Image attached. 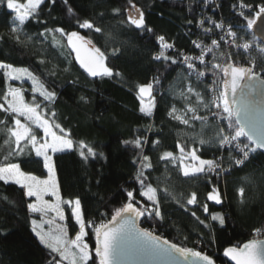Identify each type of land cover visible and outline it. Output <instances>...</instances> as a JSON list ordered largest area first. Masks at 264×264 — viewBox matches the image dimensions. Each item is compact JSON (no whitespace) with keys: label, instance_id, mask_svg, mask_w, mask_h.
<instances>
[{"label":"trees","instance_id":"trees-1","mask_svg":"<svg viewBox=\"0 0 264 264\" xmlns=\"http://www.w3.org/2000/svg\"><path fill=\"white\" fill-rule=\"evenodd\" d=\"M133 2L145 13L146 24L153 29V33L141 32L134 26L127 25L124 9L129 7L128 0H69L74 9V15L71 17L63 0H56L49 15L46 0L41 6L39 17L45 23L28 21L24 31L32 39L28 41L26 36L22 35L21 40L25 43H17L11 38L9 21L14 13L6 6L0 7V61L16 67H27L40 76L45 86L57 93V98L51 106L56 112V121L70 133L74 141L84 140L94 146L98 153H104V157H89L87 161L83 160L76 150L53 154L61 196L64 199L79 198L86 221L94 220L99 223L101 219H110L114 209L127 201L125 188H135L136 198L141 203H150L139 196V185L133 179L137 166L133 160L139 150L122 143L136 136L146 137L143 154L149 156L153 168L146 169L145 174L149 175L148 183L158 189L157 196L165 219L161 222L141 217L140 225L172 243L209 255L216 264H231L223 255L224 249L246 243L255 229L264 226V154L258 152L243 166H232L230 171L221 173L219 178L215 174L212 175V183L217 186L221 195V204L207 200V192L211 190L212 185L207 183L205 177L185 178L179 170V161L177 166H173L168 161L159 160L164 151H172L174 155L179 156V150L176 148L179 142L182 145L201 147L198 152L201 158L221 156L223 167H229L227 147L221 150L217 147L200 146L190 139V136L201 132L199 121H192V126L189 127L168 115L173 106L176 107L177 114H185L186 102L179 93L186 91L189 83L196 86V90L205 95L206 100L209 99L207 86L214 78L211 72H207L202 82L197 83L195 76H188V69L179 62L181 57L178 51L198 52L192 41L210 44L211 39L196 27L202 0ZM246 2L255 5L261 0ZM236 3L238 0H219L214 15L222 16L228 25L232 26L237 33L238 44L247 42L250 48L245 51L225 45L222 41L219 52H223L224 56L220 57L217 52L216 62L227 63V57L231 54L233 63H239L240 66L253 61L257 71L264 77V52L259 50L264 45L254 35L252 28L246 27V21L235 14L233 5ZM114 8H120L121 12L113 14ZM208 10L210 11V6ZM248 15L254 18L251 12H248ZM77 19L93 20L96 26L103 29V34L79 29ZM122 20L125 21L124 24L120 23ZM189 20L193 23L189 24ZM44 27L77 30L86 38L92 39L93 43L105 52V63L113 69L114 75L103 78L89 77L76 62L75 54L70 48L53 46L50 35L47 39L37 36ZM158 35L165 36L175 46L166 54L175 57L178 63L172 65L170 61L167 62L170 67L168 71H165L163 60L152 59L159 51L156 40ZM56 36L60 38L59 34ZM240 37L244 39L241 40ZM60 39L64 45L67 44L66 39ZM114 49L119 50L115 55L112 54ZM41 59L44 63H40ZM211 60L212 54L209 53L206 61ZM200 66L204 68L203 65ZM117 72L120 75H115ZM161 73V83L155 85V107L150 115H144L139 111L137 85L146 84ZM220 75L222 76V73ZM10 83L15 86L22 84L27 90L25 98L29 100L32 97L31 86L27 80ZM3 89V74L0 71V94ZM188 95L190 101L195 104L196 97ZM81 96L85 97V100H81ZM38 99L42 100V97ZM197 114L208 113L207 110H199ZM4 118V114L0 113V119ZM214 123L217 122L210 118L209 124ZM203 131L207 139L214 134L215 129L209 126ZM4 138L0 135V145L3 144ZM155 140L160 143L154 148L152 142ZM4 154V150H0V158ZM22 159L25 161L22 164L23 170L31 171L42 178L46 177L47 172L43 169L42 161L37 162L38 158L34 153ZM165 188L175 194L179 203L165 194ZM241 188L244 190L243 196L238 192ZM193 191L197 193L198 203L187 205L186 199ZM28 202L30 201L23 196V191L18 185L0 182V264H49L50 250L39 242L32 231L31 219L36 216L28 212ZM204 204L208 205V213L204 212ZM63 207L66 217L64 223L69 236L73 237L79 228L71 217V209ZM101 212L106 215L101 217ZM192 212H195L196 216H193ZM217 212L225 218L223 225L210 220V214ZM200 220H205L210 227L206 228L200 224ZM86 231L88 235L85 239L93 250V260L89 264H98V261H95L93 229L87 228Z\"/></svg>","mask_w":264,"mask_h":264},{"label":"snow or ice","instance_id":"snow-or-ice-1","mask_svg":"<svg viewBox=\"0 0 264 264\" xmlns=\"http://www.w3.org/2000/svg\"><path fill=\"white\" fill-rule=\"evenodd\" d=\"M47 2L50 15L51 7L56 4V0H47ZM45 3L46 0H25L24 3H19L18 0H0V7L6 6L10 12L15 13L9 21L12 39L17 43H25L21 40V36L24 35L28 41H31L32 37L24 31V26L30 20L38 24L45 23L39 19L42 11L41 6ZM202 3L204 7H207L213 4L214 0H202ZM63 4L67 7L69 16L74 15V9L69 0H63ZM128 5L129 7L124 9L127 25L134 26L141 32L153 33V29L146 24L145 13L141 8L133 0H128ZM233 10L237 16L246 21V27L251 29L255 20L249 17L248 12H251L253 17L264 16V0L255 5L247 3L246 0H238V3L233 5ZM112 12L119 14L121 9L114 8ZM206 20L213 27H204L205 19L197 20L196 27L200 28L204 34L212 33L215 29L224 32V35H220L219 39L212 38L210 44L192 41L195 48L200 49L199 55H188L183 50H179L178 55L182 58L179 62L188 69V76H195L197 83L202 82L207 72H211L214 78L212 83L207 86L209 99L206 100L205 95L197 91L196 86L189 83L186 91L179 93V96L186 102L185 114H177V109L173 106L168 115L189 127L192 126V121H199L201 132L190 136V139L200 146L217 147L221 150L227 147L229 167H223L221 156L204 159L198 155L201 147H192L190 144L182 145L179 142L176 144L179 156L174 155L172 151H164L159 156V160L168 161L173 166H177V161H179V170L185 178L205 177L207 183L212 185L211 190L207 192V200L221 204V195L217 186L212 183V175L215 174L219 178L221 173L230 171L232 166H243L258 152L264 154V120L258 119L254 101L251 99V93L255 88V84L252 82L258 78L254 70V62L249 61L251 66H240L239 63H233L231 54L227 57V63L216 62L221 41L225 45L231 44L232 47L242 48L245 51L250 48V44L247 42L237 44V33L230 24L226 28L223 22H217L211 17H207ZM76 23L79 29L103 34V29L96 26L93 20L84 19L81 21L77 19ZM120 23L124 24L125 21L122 20ZM188 23L191 24L193 21L189 20ZM56 34H59L60 38L66 39L67 44L64 45L62 39L58 38ZM49 35L52 37L53 46L70 48L71 52L75 53L76 62L89 77L103 78L114 75L113 69L105 63V52L97 47L92 39L81 35L80 31H66L64 27H44L37 34L38 37L45 39ZM226 37L230 39H226ZM240 39L244 38L240 37ZM156 40L159 51L153 55L152 59L163 60L165 71H168L170 67L167 62L170 61L172 65L178 63L175 57L166 54L169 49L174 48V44L167 42L163 35H158ZM259 50L264 52V47H260ZM118 51V49H114L112 54L115 55ZM209 53L212 54V60L206 61V56ZM219 55L223 57L224 53L219 52ZM196 61L204 68L198 69ZM40 63H44V60L41 59ZM0 71H2L4 81V89L0 94V113H3L5 117L0 119V135L5 137L3 144L0 145V150L5 152L0 158V182L18 185L23 191V196L30 201L26 205L28 212L40 214L39 220L31 219L32 231L39 242L50 250L49 264H65V262L66 264H89L93 260L91 255L93 250L90 249L89 243L85 239L88 235L87 228L93 229L95 261H98V264H126L127 261L139 258H167L173 264H214L213 259L201 251L179 246L155 235L149 229L139 227L137 221L141 217L161 222L165 219L161 210V202L157 196L158 189L148 183L149 175L145 174L146 169L153 168L149 156L143 154L144 145L147 143L146 137L136 136L134 139L124 140L122 143L132 145L139 150L137 157L133 160V163L137 165L133 179L139 185V196L150 203H141L136 198L135 188L132 190L125 188L127 201L121 207L114 209L110 219H101L99 223L94 220L86 221L81 210V200L79 198L64 199L61 196L56 181L53 154L76 150L79 156L87 161L89 157H104V153H98L94 146L84 140L74 141L70 133L56 121V112L51 106L57 98V93L54 90H49L40 76L34 74L27 67H16L3 61H0ZM115 75L120 74L117 72ZM162 76L163 73L146 84L137 85L136 98L140 102L139 111L144 115H150L155 107V85L161 83ZM245 79L249 83L241 88L240 82ZM25 80L31 82V100L25 98L27 90L22 84L15 86L10 83L11 81ZM261 82L264 83V81ZM238 88H241L239 100L236 99ZM188 94L196 97L195 104L190 101ZM38 97H42V100H39ZM80 99L85 100V97L81 96ZM199 110H207L208 114L199 115L197 114ZM189 113L190 116L187 115ZM210 118L217 123L210 125ZM209 126L213 127L215 132L206 139L203 130ZM152 143L155 148L160 141L155 140ZM33 153L38 158L37 162L42 161L43 169L47 171L46 178L42 179L31 171L23 170L22 164L25 161L22 158L31 156ZM14 160L18 162H13ZM164 192L167 196L177 200L175 194L169 189L165 188ZM238 192L243 196V188L238 189ZM45 197L52 199H45ZM177 202L179 203V200ZM197 203V193L193 191L187 197L186 204ZM63 206L71 209V217L75 225H78L79 230L75 232L74 238H69L67 227L63 223L52 227L57 220L65 221ZM203 209L205 213H208L207 204L203 205ZM100 215L104 217L106 214L101 212ZM192 215L196 216V213L192 212ZM46 216L49 218L45 219ZM210 220L218 221L220 225L225 223L224 216L218 212L210 214ZM199 222L206 228L210 227V224L205 220ZM45 224L49 226L47 229L44 228ZM254 231L258 235L261 233L260 228ZM223 255L234 264H264V240L254 238L240 246L226 247Z\"/></svg>","mask_w":264,"mask_h":264},{"label":"water","instance_id":"water-1","mask_svg":"<svg viewBox=\"0 0 264 264\" xmlns=\"http://www.w3.org/2000/svg\"><path fill=\"white\" fill-rule=\"evenodd\" d=\"M254 24L252 26V31L254 35L260 40V42L264 45V16L261 17H254ZM75 54V53H74ZM258 78L253 81L252 83L255 84V88L253 89L251 93V99L254 101V107L256 111V115L258 119L264 120V83L261 81H264V78L257 73ZM241 88L244 87L245 84L249 83L246 79L241 81ZM241 88L237 89L236 99H240L241 94ZM231 98V96H230ZM139 227L144 228L140 225L139 220L137 221ZM264 228V226H263ZM151 231V230H150ZM155 235H159L155 232H153ZM161 236V235H159ZM163 239V236H161ZM251 240V239H250ZM264 240V238L262 239ZM248 242V241H247ZM246 242V243H247ZM231 264H234L233 261H231L229 258L225 257ZM126 264H173L172 261H170L167 258H139V259H133L130 261H127ZM214 264H216L214 262Z\"/></svg>","mask_w":264,"mask_h":264},{"label":"built area","instance_id":"built-area-1","mask_svg":"<svg viewBox=\"0 0 264 264\" xmlns=\"http://www.w3.org/2000/svg\"><path fill=\"white\" fill-rule=\"evenodd\" d=\"M218 1L219 0H214V3L213 4H211V5H209L210 6V11L208 10L209 9V6H207V7H204L203 5L201 6V9H200V11H199V16H200V18L199 19H205V24H204V27H213L211 24H208L207 23V20H206V18L207 17H211L212 19H214V20H217V22H223L224 24H225V27L227 28V26H228V23H227V21L226 20H224L223 19V17L222 16H220V15H218V16H215L214 15V11H215V9L216 8H218ZM198 30L200 31V32H202V30L200 29V28H198ZM203 33V32H202ZM204 34V33H203ZM207 38H210V39H212V38H216V39H219V36L220 35H224V32H221L220 30H213V32L212 33H209V34H204ZM226 39H230V38H228V37H226ZM166 41L167 42H169V43H173L172 41H169V40H167L166 39ZM222 42V41H221ZM220 42V43H221ZM237 43V42H236ZM238 44V43H237ZM194 45V44H193ZM229 46H231V44H229ZM195 47V46H194ZM174 48H175V46H174ZM173 48V49H174ZM234 48H236V47H234ZM173 49H169V50H173ZM197 49V48H196ZM186 54H188V55H193V56H196V55H199L200 54V52H199V49H197V51L198 52H196V51H187V50H183ZM182 59V58H181ZM196 63V65H197V68L198 69H202V67L200 66V64H199V62L198 61H196L195 62ZM185 66V65H184ZM244 66H251L249 63L248 64H246V65H244ZM186 67V66H185ZM255 72L256 73H258V71H257V69H256V66H255ZM259 74H261L260 72H259ZM262 76V75H261ZM263 77V76H262ZM264 78V77H263ZM261 229V233L258 235V234H256V232L254 231L253 232V234H252V236H251V239H263L264 238V228L262 227V228H260Z\"/></svg>","mask_w":264,"mask_h":264},{"label":"rangeland","instance_id":"rangeland-1","mask_svg":"<svg viewBox=\"0 0 264 264\" xmlns=\"http://www.w3.org/2000/svg\"><path fill=\"white\" fill-rule=\"evenodd\" d=\"M19 3H24V2H19ZM14 13V12H13ZM14 15H15V13H14ZM28 83H29V85L31 86V82L30 81H28ZM30 91H31V88H30ZM32 98V97H31ZM31 98L29 99V100H31ZM181 114V113H180ZM181 115H183V114H181ZM42 135V134H41ZM47 172V171H46ZM46 177H47V175H46ZM46 177H43V178H46ZM42 178V177H41ZM42 178V179H43ZM56 181H57V177H56ZM57 184H58V182H57ZM32 199H34V198H32ZM45 199H52L51 197H45ZM40 215V214H39ZM51 215V214H50ZM49 218V216H46L45 217V219H48ZM56 224H60V222H58V220L55 222V224L52 226L53 228L56 226ZM72 238H74V236L72 237Z\"/></svg>","mask_w":264,"mask_h":264},{"label":"crops","instance_id":"crops-1","mask_svg":"<svg viewBox=\"0 0 264 264\" xmlns=\"http://www.w3.org/2000/svg\"><path fill=\"white\" fill-rule=\"evenodd\" d=\"M32 214H34V213H32ZM34 215L36 216L35 219H37V220L40 219V215H39V214H34ZM58 222L63 223V224L65 225L64 221H63V222L58 221ZM65 226H66V225H65ZM48 227H49V226H48L47 224L44 225V228H45V229H47ZM69 238H72V237L69 236Z\"/></svg>","mask_w":264,"mask_h":264}]
</instances>
